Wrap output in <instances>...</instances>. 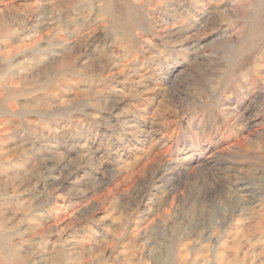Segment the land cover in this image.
I'll return each instance as SVG.
<instances>
[{"label":"clouds","instance_id":"clouds-1","mask_svg":"<svg viewBox=\"0 0 264 264\" xmlns=\"http://www.w3.org/2000/svg\"><path fill=\"white\" fill-rule=\"evenodd\" d=\"M0 264H264V0H0Z\"/></svg>","mask_w":264,"mask_h":264}]
</instances>
